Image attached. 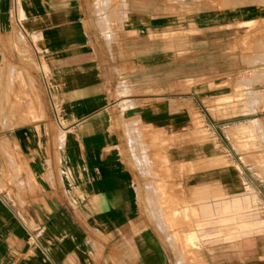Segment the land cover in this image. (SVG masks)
Returning <instances> with one entry per match:
<instances>
[{
    "label": "crops",
    "instance_id": "0c3cea01",
    "mask_svg": "<svg viewBox=\"0 0 264 264\" xmlns=\"http://www.w3.org/2000/svg\"><path fill=\"white\" fill-rule=\"evenodd\" d=\"M0 264H264V0H0Z\"/></svg>",
    "mask_w": 264,
    "mask_h": 264
}]
</instances>
